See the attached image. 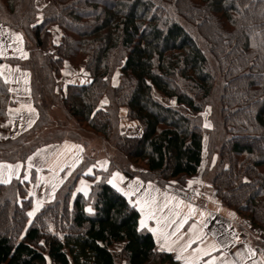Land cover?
I'll list each match as a JSON object with an SVG mask.
<instances>
[{"label":"trees","instance_id":"16d2710c","mask_svg":"<svg viewBox=\"0 0 264 264\" xmlns=\"http://www.w3.org/2000/svg\"><path fill=\"white\" fill-rule=\"evenodd\" d=\"M0 26L23 37L26 57L0 62L29 74L38 112L31 127L0 136V162L81 143L83 130L108 147L105 168L84 148L32 220L35 173L0 182V264H183L157 248L140 210L109 181L119 170L185 188L206 152L212 194L264 230V0H0ZM82 63L88 82L62 80L66 66ZM15 103L0 73V129Z\"/></svg>","mask_w":264,"mask_h":264},{"label":"crops","instance_id":"0c3cea01","mask_svg":"<svg viewBox=\"0 0 264 264\" xmlns=\"http://www.w3.org/2000/svg\"><path fill=\"white\" fill-rule=\"evenodd\" d=\"M11 55L26 57L23 37L0 26V57ZM82 72V65L66 66L62 80L88 82L89 77ZM0 73L10 81L16 99V103L8 109V118L2 122L0 136H13L31 127L38 112L31 98L29 74L7 62H0ZM29 107L34 111H30ZM83 150L80 142L65 140L41 147L30 156L31 160L28 158L26 164L0 162L3 165L0 167V182H9L20 176L31 178L35 173L39 182L29 210L33 213L30 216L32 220L43 205L54 199L58 188L80 162ZM17 164L19 168L7 167ZM114 173H119V176H114ZM110 180L123 193L128 192L127 196L133 202L139 201L144 207L143 213L137 207L141 216L146 217L145 227L140 228L148 229L153 234L159 250L171 252L175 258L179 254L190 264H206L208 261H212V264H264V230L252 225L233 208L222 204L212 192L201 191L195 184L185 188L173 183L161 186L139 177L130 178L119 170L113 171ZM82 182L81 179L79 185ZM149 213L152 214L151 218H147ZM152 229L157 231L153 232ZM122 247L123 244L111 245L115 251ZM169 248L172 250L169 251ZM179 261L184 264L183 259Z\"/></svg>","mask_w":264,"mask_h":264},{"label":"rangeland","instance_id":"374dc122","mask_svg":"<svg viewBox=\"0 0 264 264\" xmlns=\"http://www.w3.org/2000/svg\"><path fill=\"white\" fill-rule=\"evenodd\" d=\"M44 3V0H38V4L40 6H42ZM54 40L55 42H58L60 40V34H59V29L57 26H54ZM5 62V61H3ZM84 65V63H82V66ZM119 73L120 70L118 69L116 71V73L114 74L113 77V83L115 84L116 82L119 81ZM70 82V81H68ZM156 96L161 99L163 102L167 103V104H174L175 103V99L174 98H170L165 96L164 94H162L161 92L156 90ZM125 112V111H124ZM123 112V124L125 126H132L133 131L134 132H138L140 130V127L137 126L138 124L136 122H132L129 121L128 119L125 118V113ZM58 115H60V111L56 110L53 114V116L56 118L58 117ZM202 117L205 120L206 125L211 126V121L209 118H214V116H212V107H208L203 113H202ZM61 118H65L64 115L61 116ZM82 146L86 149L87 154H89L91 157H97L98 161H97V166L100 168H105L108 165V147L101 141L100 137L96 134H94L93 132L90 131H84L82 132ZM207 151V150H206ZM206 154L205 153V160H204V164L203 166L200 168L199 173L194 176L191 177L188 180V183L186 186L191 187L193 184H195L199 190H203V191H207L209 193H211V189L208 187L207 183L209 182V177L205 176V170L208 169V167L210 166L211 160H207L206 158ZM213 162V161H212ZM107 164V165H106ZM135 169H140L142 168L140 165H132ZM88 172L91 173L93 172V168H89ZM27 178H30L29 176H27ZM82 181L85 183H81L79 185L80 189H82L85 193H88L89 190V182L86 181L85 179H82ZM191 181V183H189ZM37 182H39L37 180ZM37 182L35 184H33V193L38 191V188H36V186H38ZM176 182V181H175ZM174 185L178 186L176 183H174V181L172 182ZM35 187V188H34ZM179 187V186H178Z\"/></svg>","mask_w":264,"mask_h":264},{"label":"snow or ice","instance_id":"6c2138e0","mask_svg":"<svg viewBox=\"0 0 264 264\" xmlns=\"http://www.w3.org/2000/svg\"><path fill=\"white\" fill-rule=\"evenodd\" d=\"M17 35L19 36V34H17ZM104 102H106V101H102V103H104ZM29 110H30V111H34V110L31 109L30 107H29ZM206 126H208V125H206ZM77 147H78V146H77ZM29 160H31V157H29ZM0 167H3V165H0ZM7 167H8L9 169H12L13 167H15V168H19V165H18V164L15 165V166H13V165H7ZM29 167H31V164L29 165ZM113 175H114V176H119V173H114ZM25 178H27V177H25ZM120 178L123 179V177H120ZM3 182L7 183L8 181H7V180H4ZM82 183H83V182H82ZM109 183H112V181L110 180ZM189 183H191V181H190ZM113 186H114V187H117L116 185H113ZM117 190H118V191H123L122 189H119V188H118ZM124 194H125L126 196L129 195L128 192H125ZM130 203H133L134 206H136V207H140L142 213L145 211L144 207L139 203V201H137V202L130 201ZM34 211H35V210H34ZM87 211L91 212V211H92V208H88ZM32 214H33L32 212H29V213H28L29 216H31ZM151 217H152V214L149 213V215H148L147 218H151ZM145 221H146V217H145L144 215H142V216H141V219H140V222H139L141 227H145ZM157 223L159 224V220H157ZM152 231H153V232H156L157 229H152ZM41 243H43V241H41ZM168 250L171 251L172 249L169 248ZM205 254H207V253H205ZM176 259H177V260H181V259H183V260H184V264H190V262H189L188 259H186L185 257H183V256H181V255H179V254L176 255ZM214 259H215V258H213V260H214ZM206 264H212V261H208V262H206Z\"/></svg>","mask_w":264,"mask_h":264}]
</instances>
